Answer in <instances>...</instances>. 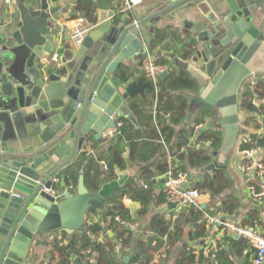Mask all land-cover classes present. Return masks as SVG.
I'll return each mask as SVG.
<instances>
[{
	"label": "water",
	"instance_id": "obj_1",
	"mask_svg": "<svg viewBox=\"0 0 264 264\" xmlns=\"http://www.w3.org/2000/svg\"><path fill=\"white\" fill-rule=\"evenodd\" d=\"M94 1L97 24L83 50L77 55L65 52L67 48L61 50L66 58L55 74L46 72L48 79L42 66H37V53L52 54L56 41V26L51 21L54 11L47 3L40 9L25 4L22 27L14 30L10 24L0 32V102L13 113L18 109L35 112L43 123V147L35 156L11 155L0 144V264H30L37 239L58 232L83 235L91 211H102L113 193L125 185L128 175L92 193L81 168L75 194L67 191L56 203L44 192L53 188L55 176L73 161L89 136L100 139L113 130L127 115L129 101L153 89L149 81H131L127 63L138 59L144 66L145 47L154 32L150 25L190 0H171L170 6L145 18L129 10L114 12L116 0ZM224 1L226 7L219 11L215 29L194 35L199 45L189 50L194 54L191 60L182 62L175 55L172 59L173 70L188 72L200 88L189 98L188 119L205 105L215 107L220 115L215 121L223 129L221 152L230 154L243 133L240 94L244 83L258 76L264 79V0ZM86 49L92 63L80 83L77 65ZM169 73L165 71L163 78ZM216 168L224 167L217 162L207 167ZM130 259L120 264H130Z\"/></svg>",
	"mask_w": 264,
	"mask_h": 264
},
{
	"label": "trees",
	"instance_id": "obj_2",
	"mask_svg": "<svg viewBox=\"0 0 264 264\" xmlns=\"http://www.w3.org/2000/svg\"><path fill=\"white\" fill-rule=\"evenodd\" d=\"M79 4L80 9L82 8L94 18L95 9L82 1ZM91 21L94 22L92 19ZM186 47L189 46L186 45ZM156 64L170 67L168 60L161 58L156 60ZM124 78L125 74L122 75V79ZM193 87V83L184 72H171L165 78H161L156 120L151 113L142 121L143 128L137 131L131 122L121 119L123 126L120 129L114 128L116 135L113 138L104 139L98 147L93 148V152L82 151L76 160L73 159L72 164L70 163L58 175V179L65 181L66 185L74 192L78 180V169L84 168L87 189L92 193H97L103 185L118 180L120 174L127 171L129 161H133L135 157L140 160L145 159L137 156V152L147 149H152L153 152L161 151L162 142L170 144L177 130H180L178 132L179 140L173 146L172 164L177 165L176 172L202 171L195 179L193 188L198 190L202 197L209 198V201L205 203L206 208L201 205L200 208H185L178 212L174 206L169 207L167 195L163 190L164 181L158 178L164 175L171 164L168 163L166 154L160 153L158 160L144 167L140 175L141 180L130 178L107 200L102 212L91 211L87 220V230L83 235L68 236L61 232L59 236L46 240L44 245L50 248L51 255L49 264H116L114 250L117 246L124 251H128L132 247L134 238L132 228L137 220L146 217L153 207L167 206L170 213L155 215L152 218L147 229L151 236L145 237L139 242L138 252L130 259V264H165L171 250L180 242L187 229L192 228L193 230L191 232L192 241L198 242L208 236L210 226H208L205 215L227 218L234 213V204L229 200L216 202L217 197L231 188V178L223 170L216 169L211 172L207 169L222 142L220 126L215 121L218 117L217 112L212 108H206L199 115L194 126L183 127L186 118L184 114L187 108L186 100L182 97H175L172 102L167 98L168 91L184 92L193 90ZM151 92H154V89ZM262 99H264V81H258L256 86L248 84L242 93L240 108L247 114L259 112L260 109L256 107L255 101ZM165 117H168L167 122L164 121ZM208 118L212 119V125L209 128H207ZM250 120L251 118L245 120L246 126ZM198 125H201L202 128L197 134V142L210 141L211 145L209 147L202 146L200 149H196L194 146L187 148L190 138L195 134V126ZM124 147H126V151H129L128 159L123 156ZM253 147L264 149V138L257 135L245 136L241 142L240 151L243 152ZM102 162H105L107 169L103 168ZM178 162L183 165L179 166ZM141 181L144 185L141 184ZM257 186L259 189L262 188L259 183ZM157 188L160 189L158 192H156ZM53 189L60 193L59 184L55 185ZM260 193L259 190L257 195ZM126 199L140 206L136 217L132 216L131 209L126 206ZM100 213L105 214L101 220L95 221L91 218L93 215L99 216ZM218 228L219 232L224 233V237L216 248L209 250L207 255L204 245L202 248H185L186 250L179 253L176 264H214L213 261L217 259L220 264H234L229 249L233 248L239 253L240 250L252 247L246 239H235L225 227ZM109 233H112V237ZM238 246L239 251L236 249ZM89 252L95 254L94 261L88 259ZM158 254L161 263H154ZM34 256H36L35 253ZM74 257L76 258L74 259ZM33 259L35 258L33 257Z\"/></svg>",
	"mask_w": 264,
	"mask_h": 264
},
{
	"label": "crops",
	"instance_id": "obj_3",
	"mask_svg": "<svg viewBox=\"0 0 264 264\" xmlns=\"http://www.w3.org/2000/svg\"><path fill=\"white\" fill-rule=\"evenodd\" d=\"M80 1L86 3L87 6H90L92 9H95L96 13L94 15V18L92 15L90 16L89 14H87L82 8L80 9ZM42 3H47L48 7L54 11V15L51 21L56 26V41L54 42L53 53L50 55L44 54L43 52L37 53V66H42L45 76L48 79L49 76L46 74V72L50 70L53 74H55L61 68L60 63L66 58L67 53L72 52L77 55L83 50V46L80 48H74L71 45L70 35L79 18L84 19L86 24L91 27V30L96 26L98 5L94 0H10V3H7L6 0H0V32H2L4 28H8L10 24L12 25L14 30L22 27V24L20 22L22 19L21 9L25 4H29L36 9H40ZM170 4L171 0H142L140 4L134 6L133 8L126 9L123 6L122 0H116V5L114 6L115 8H113V11L117 12L121 10H129L131 11V13H135L136 15H138L139 18H145L160 12L161 10L170 6ZM225 7L226 3L224 0H190L182 6L171 10L166 14H163L153 24V26L150 25V27H154V32L153 34H150V44L145 47L146 52H148V58H152L155 63L159 58L168 60L170 67H164L165 71L168 70L170 73L184 72L185 74H187V77L191 80L194 86L193 90H185L184 92L168 91L167 94V98L172 102H174L175 97H182L184 100H186L187 108L184 112L186 118L184 120L183 127L194 126V123L198 120L199 115L206 108L214 109L217 112L219 118L220 115L215 107L205 105L204 107L197 109L190 117V119H188L191 106V100L189 98L194 97L200 88L197 81L193 79L190 74H188V72L183 70H173L175 64L172 57L175 55L176 58H178L182 62L190 61L194 54L189 50L192 47H197L199 45V42L194 35L198 32H204L207 29L214 30L216 25L215 22L219 18V11L221 10V8ZM127 15L128 14H124V17H127ZM91 19L94 20V22H92ZM91 30L89 34L91 33ZM186 45H188L189 47L185 48ZM65 48L68 49L67 51H65L67 53L62 54L61 50ZM89 52L90 51L86 49L84 51V54H82L80 60L78 61L77 66L85 68V70H82L79 69V67L77 70L79 79L76 80H78V82L80 83H82L84 77H86L87 72L85 71L90 69V64L92 63ZM127 66H129V71L131 72V81H139L143 79L144 82H148L146 75L143 78L141 77V73H143L144 69L140 63V60L136 59L130 61L127 63ZM163 74L161 75L160 79L163 78ZM256 80L264 81L263 77L261 76L256 77ZM250 81L251 80H247L244 83V89L248 86V84H250ZM243 91L240 94V105ZM154 94L155 93L151 92L150 89H146L143 96L137 95L135 99L129 101V103L127 104L128 113L125 117L122 118V120L131 122L137 131L142 129V121H144L146 116L151 115V113L153 114L154 112L156 100V95ZM255 105L258 109H260L259 112L247 114L240 108V112L244 115V118L241 121L243 133L240 134L234 150L230 154L221 152L220 146L218 151H216L215 157L212 160L211 164L217 162L220 166H223L224 168L216 169L225 171L231 178V188L216 199V202H224L226 200H229L234 204L235 211L231 216H228L226 218V221L233 223L235 226L240 228L252 229L264 236V198L260 197V194L257 195V192L259 193V190H263L264 181L258 176H251L246 173L244 169L246 160L243 156V152L240 151V145L245 136L257 135L264 138V99L255 101ZM34 114L35 112L32 114H26L25 111L21 109H18L17 113L10 112L7 109H4L3 104H1L0 102V144L5 145L7 153L15 155L17 157L35 156L40 148L43 147L40 141V136L43 133L40 126L43 123L39 120L37 115ZM247 118H251L248 126L245 125V120ZM187 120L188 123L187 125H185ZM164 121L167 122L168 117H165ZM207 123V128H209V124L212 125V119L208 118ZM179 131L180 130H177L170 144L162 142L163 147L161 148V151L153 152L152 149H147L142 152H137V156H141L145 159L140 160L136 159L135 157L133 161H129L127 171L122 173V175L120 174L119 179L128 175V180L130 178H134L137 181L141 180L140 175L144 167L148 166L153 161L158 160L160 153H162L163 155L166 154L169 163V154L174 156L173 146L179 140ZM219 131L223 139V129L221 128V126ZM107 133H103L100 139H96L93 135L89 136L83 144L82 150L77 151L74 159L76 160L79 154L84 150L93 152V148L98 147L101 142L106 139ZM126 147H124L125 149L123 156L128 159L129 151H126ZM259 157L264 160L263 148H260ZM178 163L179 166L183 165L181 162ZM69 165L70 164H68V166ZM80 169L81 168L78 169V180L80 176ZM210 171L212 172L214 170ZM188 172L190 174V183L193 186L195 179L202 173V171L192 170ZM258 183L260 184V186H262V188H258ZM57 184H59L60 194L62 195V197L64 196L65 192H72V190L66 185L65 181H59L58 175L54 178L53 188ZM159 190L160 189L157 188L156 192H158ZM73 191L74 192L72 193L75 194L77 191V185ZM207 201H209V198H201L202 205H205V208V203ZM126 206L131 209L132 216L136 217L140 206L133 202L130 204H126ZM168 209L169 208L167 206H163L160 208L153 207L146 217L137 220L136 224L132 228L134 232L132 247L128 251H124L119 246H117L114 250L116 264H120L126 257H132L138 252L139 242L143 238H149L151 236L147 229L152 218L155 215H168L170 213ZM91 218L95 221L101 220L103 218V213H100L99 216L93 215V217L91 216ZM209 228L210 231L208 236L204 240L200 239L198 242L192 241L191 239V232L193 231L192 228L187 229L180 242L171 250L170 254L165 260V264H176L179 253L188 248H202L204 245L206 246V255L209 250H211L212 248H216L224 237V233L219 232L218 227ZM60 233L61 232H58L52 237L37 239L29 256V263L41 264L42 262H44L43 264H49L51 256L50 248L44 245V242H46V240L48 239L51 240L55 236H59ZM229 233H231V235L235 239H240V237H237L235 232L229 231ZM72 235L78 234L73 233ZM109 235L112 237V233H109ZM100 239L102 240L103 238ZM238 248L239 246L236 249L238 250ZM229 250L231 251L230 253L232 255H230L234 264H253L255 250L252 247L240 251L238 250L239 253L233 248ZM34 253L36 256H34ZM33 257L35 259H33ZM75 258L76 257H74V259ZM159 258L160 255H156L154 263H159ZM213 263L220 264L218 259L214 260Z\"/></svg>",
	"mask_w": 264,
	"mask_h": 264
},
{
	"label": "built area",
	"instance_id": "obj_4",
	"mask_svg": "<svg viewBox=\"0 0 264 264\" xmlns=\"http://www.w3.org/2000/svg\"><path fill=\"white\" fill-rule=\"evenodd\" d=\"M7 3H10V0H6ZM142 0H122L123 6L127 9L133 8L134 6L140 4ZM91 27L88 26L84 19L79 18L76 22L75 27L73 28L70 35V42L74 48H80L83 46L86 37L88 36ZM145 75L148 81L151 83L154 93L156 95L155 100V109L153 112L154 120L157 118V104L158 96L160 94V77L165 72V68L156 65L155 61L152 58H148L143 66ZM250 85L256 86L258 81L255 78L249 79ZM123 126L122 122H117L116 129H120ZM202 126H196L194 131V136L190 138V142L187 145V148H192L193 146L196 149H200L202 146L209 147L211 145L210 141H199L197 142V134L200 131ZM116 135L115 130H110L107 133L106 138H113ZM260 148L253 147L248 150L243 151V156L246 160L245 162V171L251 176H258L264 181V160L259 157ZM170 168L164 173L163 176L159 177V180H163V190L165 191L168 199V204L177 208V211H182L185 208H200L202 205L201 202V193L194 189L190 183V174L189 172H176L177 165H173V155L169 154ZM104 169H107L105 162L101 163ZM141 184L144 183L141 181ZM146 187V186H145ZM44 192L54 197L56 203L62 200V195L51 189H44ZM260 197L264 198V186L263 190L260 193ZM126 204L132 203L131 200L126 199ZM205 219L208 223V226L217 228L225 227L231 232H235L237 237L246 239L251 244L252 248L255 250V256L253 259V264H264V236L260 233L246 228H240L235 226L233 223L223 221L221 217H215L210 215H205ZM95 254L90 253L88 259L94 261ZM137 264V263H136Z\"/></svg>",
	"mask_w": 264,
	"mask_h": 264
}]
</instances>
